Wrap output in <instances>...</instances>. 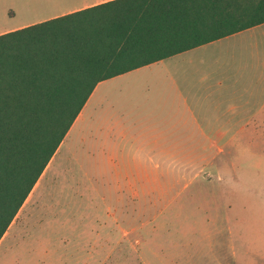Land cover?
Returning <instances> with one entry per match:
<instances>
[{
  "label": "crops",
  "instance_id": "crops-1",
  "mask_svg": "<svg viewBox=\"0 0 264 264\" xmlns=\"http://www.w3.org/2000/svg\"><path fill=\"white\" fill-rule=\"evenodd\" d=\"M105 1L17 22L0 34ZM259 28L261 40H237ZM117 89L123 90L122 98L113 103L107 93ZM97 93L94 118L88 111ZM80 112L86 156L113 165L109 175L100 177L121 178L116 191L170 192V162L193 160L208 163L188 174L179 172L180 178L190 179L183 186L202 178V192L216 193L213 201H221L225 196L219 194L230 192L229 173L206 168L225 147L237 144L240 131L264 130V22L101 80ZM224 202L221 213L205 217L207 232L197 241L180 240L178 256L172 254L168 264H264V239L253 261L245 257L248 242L244 236L236 239L231 205Z\"/></svg>",
  "mask_w": 264,
  "mask_h": 264
},
{
  "label": "rangeland",
  "instance_id": "rangeland-1",
  "mask_svg": "<svg viewBox=\"0 0 264 264\" xmlns=\"http://www.w3.org/2000/svg\"><path fill=\"white\" fill-rule=\"evenodd\" d=\"M90 1L0 0V30ZM252 36L261 40L262 28L237 40L250 42ZM121 91L107 93L113 103L122 98ZM98 99L97 93L88 111L94 118ZM72 124L1 237L0 264H168L172 254L178 256L180 240L197 241L207 232L202 226L205 217L221 213L224 201L231 205L236 239L244 236L248 242L245 257L253 261L262 251L264 130L240 131L237 144L225 147L226 152L206 168L229 173L230 192L219 194L225 196L221 201H213L216 193H203L199 187L202 178L183 186L190 179L178 176L208 163L193 160L170 162V192L116 191L121 178L100 177L109 175L113 165L86 156L81 112ZM224 160L227 166L222 165Z\"/></svg>",
  "mask_w": 264,
  "mask_h": 264
},
{
  "label": "trees",
  "instance_id": "trees-1",
  "mask_svg": "<svg viewBox=\"0 0 264 264\" xmlns=\"http://www.w3.org/2000/svg\"><path fill=\"white\" fill-rule=\"evenodd\" d=\"M264 22V0H108L0 34V239L104 79Z\"/></svg>",
  "mask_w": 264,
  "mask_h": 264
}]
</instances>
